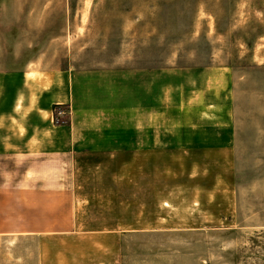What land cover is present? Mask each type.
<instances>
[{
    "label": "rangeland",
    "instance_id": "obj_1",
    "mask_svg": "<svg viewBox=\"0 0 264 264\" xmlns=\"http://www.w3.org/2000/svg\"><path fill=\"white\" fill-rule=\"evenodd\" d=\"M70 31L78 55L56 39ZM95 65L111 68L79 69L81 94L103 71L111 103L138 108L153 85L165 124L144 131V155L142 126L86 131L76 228L0 236V264H264V0H0V135L19 133L15 88L32 70ZM176 86L198 108L201 91L213 105L226 93L228 126L171 124Z\"/></svg>",
    "mask_w": 264,
    "mask_h": 264
},
{
    "label": "crops",
    "instance_id": "obj_2",
    "mask_svg": "<svg viewBox=\"0 0 264 264\" xmlns=\"http://www.w3.org/2000/svg\"><path fill=\"white\" fill-rule=\"evenodd\" d=\"M78 37L77 31H70L57 35L56 39H70L65 50L71 55H78L79 47L75 41ZM41 51L48 54V49L41 48ZM108 68L111 67L95 65L34 69L32 72L38 74L34 75L38 79L20 83L15 88L24 91L15 94L13 103L16 106L19 104L20 111L27 113L20 114L18 134L0 135V236L58 234L76 228L77 204L73 200L83 195L79 184L82 179L88 180L86 156L91 153L86 151L95 149L96 145L87 144L86 131L142 126V151L143 155L149 154L150 141L143 137L144 131L149 125L165 124L166 110L158 100L159 91L153 85H149L147 91L146 85L142 86L141 82L138 108H131L124 100L122 103H111L114 93L110 92L109 78L104 76L103 71H98L90 77L98 80L99 87L97 85L93 91L94 96L88 98L81 94L79 69ZM56 71L64 74H50ZM21 73L29 74L28 71ZM220 75L219 86L223 91L226 87L224 70L220 71ZM183 90L186 96L182 94V100L177 86L171 90L177 93L175 101H171V124L223 121L228 126L232 111L226 93L222 92L219 104L213 105L210 99L205 103L201 91V106L198 108L188 97L190 91L180 89ZM16 106L14 110H17ZM52 106L64 107L67 111L65 125L52 123ZM98 145L101 146V142ZM100 146L98 148H102Z\"/></svg>",
    "mask_w": 264,
    "mask_h": 264
}]
</instances>
